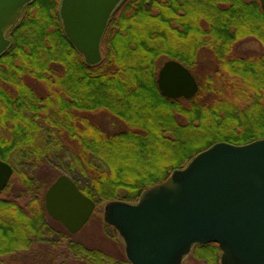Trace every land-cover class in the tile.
Listing matches in <instances>:
<instances>
[{
    "label": "trees",
    "instance_id": "trees-1",
    "mask_svg": "<svg viewBox=\"0 0 264 264\" xmlns=\"http://www.w3.org/2000/svg\"><path fill=\"white\" fill-rule=\"evenodd\" d=\"M59 4H27L0 54V159L23 186L10 196L8 183L0 193V264L19 251L30 253L55 230L42 202L52 178L38 182L20 169L24 164L56 154L98 205L133 202L213 143L239 145L264 137L260 0H122L109 18L95 65L86 64L66 38ZM246 39L256 40L260 50L237 55L235 46ZM201 51L213 59L214 76H205L190 99L161 94L156 83L161 63L174 59L193 72ZM217 78L225 89L214 86ZM100 111L126 128L103 129L91 116ZM63 134L72 145L62 144ZM126 157L130 164L122 162ZM127 169L131 174L123 178ZM22 197L24 204L18 202ZM73 244L75 262L60 264H130L125 255ZM194 255L206 264L219 261L215 243L197 246Z\"/></svg>",
    "mask_w": 264,
    "mask_h": 264
},
{
    "label": "water",
    "instance_id": "water-1",
    "mask_svg": "<svg viewBox=\"0 0 264 264\" xmlns=\"http://www.w3.org/2000/svg\"><path fill=\"white\" fill-rule=\"evenodd\" d=\"M32 0H0V54L9 30ZM122 0H61L59 17L68 41L86 64L101 61L100 43ZM264 12V0H260ZM156 83L166 98L190 99L199 82L174 59L165 60ZM13 173L0 159V192ZM44 209L69 233L78 232L96 203L66 174L48 186ZM103 222L113 227L130 264H182L195 244L215 243L220 264H264V137L245 144L216 142L134 202L104 204Z\"/></svg>",
    "mask_w": 264,
    "mask_h": 264
},
{
    "label": "rangeland",
    "instance_id": "rangeland-1",
    "mask_svg": "<svg viewBox=\"0 0 264 264\" xmlns=\"http://www.w3.org/2000/svg\"><path fill=\"white\" fill-rule=\"evenodd\" d=\"M147 28L149 27H146V29ZM7 37L10 38L8 34ZM257 50H260V44L253 39H246L239 42L235 46V53L237 55L255 53ZM198 60V65L193 70V74L196 76L199 82L200 89V85L204 83L205 76H214V70L216 67L213 59L205 51L200 52ZM214 86L219 87L220 89H225L224 82L219 78L215 79ZM208 95L212 97L210 94H206L205 97H209ZM91 116L98 125L109 132H115L126 128L124 123L116 120L104 111L97 112ZM61 140L63 141L62 144H73V142L65 134L61 135ZM129 161V157H126V159L122 160V162L126 164H130ZM20 169H22L28 176L37 178L38 182L41 181L42 177H46V179L52 178L53 181L60 174L67 175L61 158L56 154L48 156L37 165L24 164L23 166H20ZM129 174H131V172L127 169L123 178L127 177ZM12 175L8 181V183H10L9 190L6 192L10 196H14V194L16 195L17 189L19 187L23 189L21 182L17 181L16 177L12 178ZM46 188L44 189V192ZM26 201L27 198L25 197L18 199V202L22 204H24ZM104 204L105 202L96 205L95 211L89 220L76 233H69L64 227L60 228L59 224H56L54 220L49 217V224L55 228L53 234H51L50 237H46L41 242L33 245V249L30 253H28V251H19V253L8 257L6 259L8 264H60L63 259L75 262V251L77 250V245L73 243H80L88 247L103 249L114 255H124L123 243L116 230L103 222L102 213ZM62 235L63 237H61ZM54 243H56V245H54ZM69 243H72L71 250L67 251V244ZM195 248L190 251L182 264H206L203 259H199L194 255ZM217 264H219V262Z\"/></svg>",
    "mask_w": 264,
    "mask_h": 264
},
{
    "label": "flooded vegetation",
    "instance_id": "flooded-vegetation-1",
    "mask_svg": "<svg viewBox=\"0 0 264 264\" xmlns=\"http://www.w3.org/2000/svg\"><path fill=\"white\" fill-rule=\"evenodd\" d=\"M201 245H202V244H201ZM203 245H204V244H203ZM196 246H199V245H195V246L192 248V250H193ZM192 250H191V251H192Z\"/></svg>",
    "mask_w": 264,
    "mask_h": 264
}]
</instances>
